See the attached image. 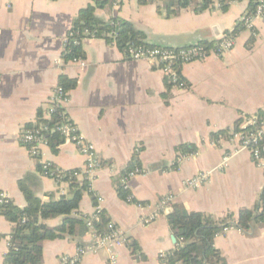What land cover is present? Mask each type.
<instances>
[{
  "label": "crops",
  "instance_id": "obj_1",
  "mask_svg": "<svg viewBox=\"0 0 264 264\" xmlns=\"http://www.w3.org/2000/svg\"><path fill=\"white\" fill-rule=\"evenodd\" d=\"M166 1L113 0L96 15L104 21L130 22L151 45L183 49L221 41L242 25L250 8V0L234 1L227 10L220 0H213L206 9L195 6L169 16ZM94 4V0H0V192L20 210L27 206L21 181L43 203L73 197L68 182L58 184L38 166L50 163L64 171H81L86 159L77 147L65 141L56 151L43 147L35 158L21 136L29 126L52 118L51 99L62 87L61 78L75 81L73 90L64 89L68 95L64 112L94 144L102 165L88 181L98 204L84 192L75 216L89 218L99 207L127 239L124 247L113 250V257L101 251L86 255L80 264H163L161 254L178 245L168 221L174 204L189 213L221 219L253 209L264 189V168L231 136L240 119L264 111V20H256L253 30L244 27L234 48L222 56L210 54L180 64L177 70L185 87L178 88L160 66L132 60L102 39H84V58L65 62L63 53L75 20ZM181 147L195 151L184 155L178 151ZM135 157L140 161L136 169L143 174L128 184L133 200L129 203L119 197L115 185ZM226 157L228 165L223 168ZM200 174L207 175L201 186L187 185ZM166 198L171 202L163 205ZM154 215L153 222L144 223ZM61 222L57 218L44 223L55 228ZM14 229L0 215V264ZM94 241L92 231L78 239L45 241L43 264H58L61 256H72ZM214 246L224 259L220 264H264V227L251 233L228 228L215 238Z\"/></svg>",
  "mask_w": 264,
  "mask_h": 264
},
{
  "label": "trees",
  "instance_id": "obj_2",
  "mask_svg": "<svg viewBox=\"0 0 264 264\" xmlns=\"http://www.w3.org/2000/svg\"><path fill=\"white\" fill-rule=\"evenodd\" d=\"M95 4L83 9L74 22L71 30L72 36L68 38L65 45L63 59L69 62L75 58H84L82 42L84 39L95 38L106 40L114 44L122 53L133 48H161L151 45L147 42L146 35L136 29L128 21L112 18L108 21L100 19L96 12L99 9L107 8L113 0H94ZM199 1V2H198ZM240 0H220L223 10H227L230 3ZM259 0H250L248 16L254 13ZM141 4H146L149 0H139ZM213 0H167L166 7L169 16H175L182 10L191 7L208 8ZM245 28L243 24L237 25L234 31L227 36L236 38L240 31ZM220 41L214 43L204 42L198 44L206 50L217 47ZM163 48V47H162ZM180 64H177L179 70ZM60 86L65 90H73L76 86L75 81H69L61 78ZM258 118L255 125L242 128L244 119H240L233 131L236 133H253L264 123V111L254 115ZM58 120H62L60 113L54 115L47 123L53 127ZM33 128L29 126L28 129ZM222 135L229 132H220ZM233 136V135H231ZM49 147L56 151L58 147L65 142L59 133H48ZM184 155L192 154L195 151L193 147L178 148ZM264 157V154H263ZM140 168V161L135 157L127 166L123 173ZM39 171L41 166H38ZM65 180L70 184L73 191V197L67 199L61 198L59 201L43 203L35 196L30 187L24 182L19 183V189L22 192L27 206L20 210L9 201L7 204L0 205V215L8 222L15 225L11 234L10 247L4 258L3 264H43V244L45 241L61 240L65 238L78 239L87 235L91 230L87 227V218L79 215L80 203L83 193L88 192L94 204H98V199L90 189L89 182L77 179ZM116 190L121 199L126 200L130 196L128 189L119 181L116 183ZM62 218V222L55 228L48 227L44 222L51 219ZM108 220L102 212L100 222L94 224V232L102 234L106 231ZM168 221L171 231L177 238V247L172 252L166 254V258L161 261L166 264H220L224 263L220 252L215 248V238L228 228H237L243 233H251L254 229L264 227V189L259 196V200L253 209H243L237 216L227 215L221 219H215L202 213H189L180 204L172 206V212L168 215ZM252 223L254 227H252Z\"/></svg>",
  "mask_w": 264,
  "mask_h": 264
},
{
  "label": "built area",
  "instance_id": "obj_3",
  "mask_svg": "<svg viewBox=\"0 0 264 264\" xmlns=\"http://www.w3.org/2000/svg\"><path fill=\"white\" fill-rule=\"evenodd\" d=\"M154 1V0H149ZM256 20H264V0H259L257 7L251 15H246L241 21L243 26L248 30L254 29ZM72 33L69 34V37ZM235 46V38L232 36H225L219 42L217 48L214 51L206 50L203 46H192L183 49H171V48H129L125 55L132 60H147L162 68V71L170 79L171 83L178 87L184 88L185 83L181 80L179 72L177 70V64L191 63L193 61L202 60L207 58L210 54L222 56L226 52L232 50ZM68 102V95L64 88H57L56 94L51 99L50 114L53 117L57 113H60L62 120L50 127L47 123L33 126L31 129H27L22 133L21 143L26 147L29 154L32 157H39L41 155V149L43 147H49V140L47 139L48 133H59L66 142H69L77 147L81 155L86 159V164L83 170L77 171H64L50 163H44L42 167V174L45 177L54 179L58 184L67 182L66 177L70 176L71 179L91 180L93 174L101 169L102 165L98 159L96 147L89 142L84 136L79 133L74 124L66 118L65 105ZM52 119V118H51ZM49 119V121L51 120ZM258 118L251 116L248 119H244L242 128L255 125ZM233 141H236L239 148L248 150L255 163L264 168V123L260 126L256 132L253 133H236L232 136ZM229 159L226 157L223 160V168L227 167ZM143 171L136 169L132 172H128L121 179L122 185L128 189L129 182L135 177L142 175ZM68 178V179H70ZM207 180V175L200 174L194 179L187 182L188 186L199 187ZM9 198L3 192H0V205L7 204ZM127 202L131 203L132 196L130 195ZM171 202L170 198H166L163 201V205H167ZM101 209L96 207L95 213L87 218V227L94 233L95 241L90 246H80L76 253L72 256L64 255L58 260V264H80L82 259L88 254H96L101 251L107 252L113 257V250L117 247H124L127 244V239L120 229L115 224L109 222L106 227V231L102 234H96L94 232V224L101 220ZM157 215L144 219L145 224H150L155 220ZM10 247V244H9ZM161 259L166 258V254H161ZM163 264H166L165 262Z\"/></svg>",
  "mask_w": 264,
  "mask_h": 264
},
{
  "label": "water",
  "instance_id": "obj_4",
  "mask_svg": "<svg viewBox=\"0 0 264 264\" xmlns=\"http://www.w3.org/2000/svg\"><path fill=\"white\" fill-rule=\"evenodd\" d=\"M173 240H174V242H176L177 240H176V238L173 236Z\"/></svg>",
  "mask_w": 264,
  "mask_h": 264
},
{
  "label": "bare ground",
  "instance_id": "obj_5",
  "mask_svg": "<svg viewBox=\"0 0 264 264\" xmlns=\"http://www.w3.org/2000/svg\"><path fill=\"white\" fill-rule=\"evenodd\" d=\"M43 166V165H42Z\"/></svg>",
  "mask_w": 264,
  "mask_h": 264
}]
</instances>
